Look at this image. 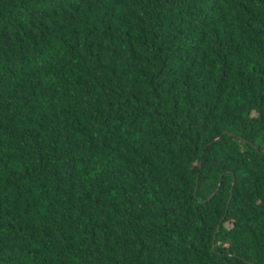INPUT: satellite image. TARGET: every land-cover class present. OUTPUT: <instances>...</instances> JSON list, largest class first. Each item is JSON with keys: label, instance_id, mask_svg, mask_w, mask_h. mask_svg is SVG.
Segmentation results:
<instances>
[{"label": "trees", "instance_id": "1", "mask_svg": "<svg viewBox=\"0 0 264 264\" xmlns=\"http://www.w3.org/2000/svg\"><path fill=\"white\" fill-rule=\"evenodd\" d=\"M0 264H264V0H0Z\"/></svg>", "mask_w": 264, "mask_h": 264}, {"label": "water", "instance_id": "2", "mask_svg": "<svg viewBox=\"0 0 264 264\" xmlns=\"http://www.w3.org/2000/svg\"><path fill=\"white\" fill-rule=\"evenodd\" d=\"M224 133H228V132H224ZM220 139V137L219 138H217L216 140H219ZM197 190H198V186H197ZM230 201H231V199H230ZM230 203V202H229ZM228 209H229V207H228Z\"/></svg>", "mask_w": 264, "mask_h": 264}]
</instances>
